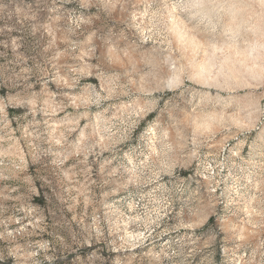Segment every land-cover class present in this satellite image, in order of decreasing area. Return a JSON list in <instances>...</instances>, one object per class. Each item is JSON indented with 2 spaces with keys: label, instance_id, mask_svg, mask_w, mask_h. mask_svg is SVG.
I'll list each match as a JSON object with an SVG mask.
<instances>
[{
  "label": "rangeland",
  "instance_id": "374dc122",
  "mask_svg": "<svg viewBox=\"0 0 264 264\" xmlns=\"http://www.w3.org/2000/svg\"><path fill=\"white\" fill-rule=\"evenodd\" d=\"M0 264H264V0H0Z\"/></svg>",
  "mask_w": 264,
  "mask_h": 264
}]
</instances>
